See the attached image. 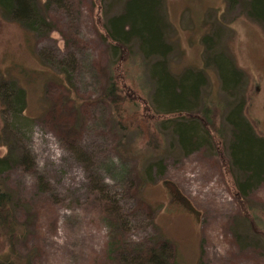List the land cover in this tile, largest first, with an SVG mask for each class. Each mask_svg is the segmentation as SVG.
<instances>
[{
    "label": "rangeland",
    "instance_id": "obj_1",
    "mask_svg": "<svg viewBox=\"0 0 264 264\" xmlns=\"http://www.w3.org/2000/svg\"><path fill=\"white\" fill-rule=\"evenodd\" d=\"M126 1L43 7L54 29L42 36L0 16V79H16L28 96L18 116L0 101V156L9 151L7 123L34 164L0 176L17 223L12 233L0 227V264H122L113 242L135 248L165 238L174 264H264V183L241 199L228 129L223 141L180 148L169 122L179 114L160 115L154 102V60L137 43L112 52L105 39ZM164 3L171 73L204 70L203 103L219 120L232 99L205 65L204 38H213V49L246 72L247 115L264 136V26L241 7L228 12L226 0ZM118 209L125 230L111 219Z\"/></svg>",
    "mask_w": 264,
    "mask_h": 264
},
{
    "label": "trees",
    "instance_id": "obj_2",
    "mask_svg": "<svg viewBox=\"0 0 264 264\" xmlns=\"http://www.w3.org/2000/svg\"><path fill=\"white\" fill-rule=\"evenodd\" d=\"M65 1L0 0V16L42 36L46 29L50 32L54 29L42 8L49 9L52 4L62 5ZM226 1L228 12L241 7L250 19L264 26V0ZM171 28L164 0H127L123 12L108 20L105 39L111 40L112 52L137 43L143 57L150 62L154 60L151 74L154 102L160 115L179 114L169 122L174 124L173 133L182 150L189 153L214 140L223 141L225 129H228L230 163L238 174L236 185L239 195L241 199H247L264 183V136L256 131L247 115L248 99L241 91L247 83V74L230 53L213 49V38H204L207 47L205 65L215 67L222 91L232 99L228 102L226 114L220 115L218 120L212 109L203 103L202 89L208 82L205 71L187 70L179 76L171 73L168 64V57L174 49L168 39ZM114 87L109 89L110 92H114ZM0 101L3 110L14 115L27 111V91L16 79H0ZM4 127L7 134L4 143L9 151L0 156V176L16 167L32 170L34 164L29 151L10 131L9 124ZM109 201H104L105 211L110 210ZM13 203V193L0 182V227L11 233L17 225L13 219ZM111 216L122 229H127L120 209L112 212ZM111 249L120 257L122 264H174L175 259L173 244L166 238L160 243L136 245L135 248L121 247L113 242Z\"/></svg>",
    "mask_w": 264,
    "mask_h": 264
}]
</instances>
